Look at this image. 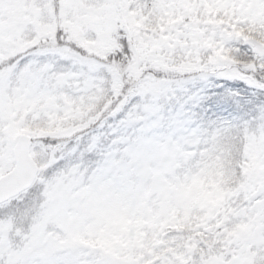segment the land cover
<instances>
[{
	"label": "snow or ice",
	"instance_id": "obj_1",
	"mask_svg": "<svg viewBox=\"0 0 264 264\" xmlns=\"http://www.w3.org/2000/svg\"><path fill=\"white\" fill-rule=\"evenodd\" d=\"M0 264H264V0H0Z\"/></svg>",
	"mask_w": 264,
	"mask_h": 264
}]
</instances>
